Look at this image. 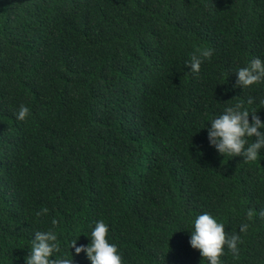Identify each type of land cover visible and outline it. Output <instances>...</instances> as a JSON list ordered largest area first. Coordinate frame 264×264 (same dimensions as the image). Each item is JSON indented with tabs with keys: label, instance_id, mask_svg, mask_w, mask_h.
<instances>
[{
	"label": "trees",
	"instance_id": "trees-1",
	"mask_svg": "<svg viewBox=\"0 0 264 264\" xmlns=\"http://www.w3.org/2000/svg\"><path fill=\"white\" fill-rule=\"evenodd\" d=\"M257 56L264 0H0V264H23L48 228L90 264L66 245L97 219L123 264H207L188 243L204 211L228 234L249 225L223 264H264V149L221 156L201 128L249 97L264 121V82L232 87Z\"/></svg>",
	"mask_w": 264,
	"mask_h": 264
},
{
	"label": "clouds",
	"instance_id": "clouds-1",
	"mask_svg": "<svg viewBox=\"0 0 264 264\" xmlns=\"http://www.w3.org/2000/svg\"><path fill=\"white\" fill-rule=\"evenodd\" d=\"M212 49L202 47L197 49L188 61H185L187 71L192 74L200 72L201 64L211 58ZM235 74L233 88L248 89L264 82V60L259 56L249 59L242 66H237L232 72ZM253 99H237L225 105L223 109L207 118L201 128H206L207 144L222 155L240 156L245 161H255L264 149V121L251 109ZM264 105V99L260 101ZM29 114L26 105H20L16 111V119L23 120ZM251 119L249 120V115ZM48 209L41 208L36 212L37 216L46 214ZM253 213L249 210L246 216L251 219ZM260 216H264V209L260 210ZM188 243L199 251L201 258H205L207 264H223L220 259L225 246L233 255L239 252L238 245L241 242L239 233L248 229L247 223L239 225V233H226L224 224L208 211L195 214L190 220ZM55 225L56 220L52 219ZM90 231L86 236L87 244L77 245L76 239L67 241V248L73 249L75 254L84 252L90 264H123L122 255L117 250L115 243L109 242L107 234L108 225L103 219H97L94 225H89ZM23 264H72V258H67L61 251V241L54 228L37 230L33 233L30 247L23 256Z\"/></svg>",
	"mask_w": 264,
	"mask_h": 264
}]
</instances>
